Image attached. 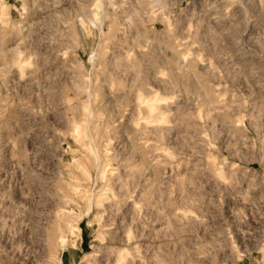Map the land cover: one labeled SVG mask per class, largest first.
Listing matches in <instances>:
<instances>
[{
    "label": "rangeland",
    "instance_id": "rangeland-1",
    "mask_svg": "<svg viewBox=\"0 0 264 264\" xmlns=\"http://www.w3.org/2000/svg\"><path fill=\"white\" fill-rule=\"evenodd\" d=\"M0 264H264V0H0Z\"/></svg>",
    "mask_w": 264,
    "mask_h": 264
}]
</instances>
